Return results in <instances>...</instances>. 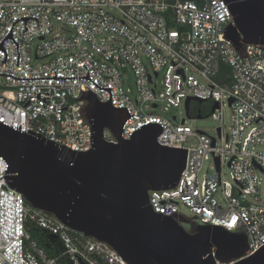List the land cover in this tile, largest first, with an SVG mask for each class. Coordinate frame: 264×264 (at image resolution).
I'll return each mask as SVG.
<instances>
[{"label": "built area", "instance_id": "obj_1", "mask_svg": "<svg viewBox=\"0 0 264 264\" xmlns=\"http://www.w3.org/2000/svg\"><path fill=\"white\" fill-rule=\"evenodd\" d=\"M232 24L224 0H0V44L13 25L18 43L17 50L12 39L4 41L7 60L0 50V74L82 78L89 70L96 85L112 88L113 107L134 116L123 127V139L157 123L163 126L160 145L188 150L178 184L149 191L154 213L244 233L249 257L264 248V152L257 150L264 147V45L244 44L246 53H238L225 38ZM96 85L87 79L0 75V121L86 152L92 149V128L82 114V97L91 92L100 103L110 100ZM206 103L221 121L214 136L188 124L204 118ZM226 106L232 109L230 127L223 119ZM104 139L118 143L109 129ZM6 167L0 158V264H58L36 243L27 247V219L57 237L62 256L72 263L90 254L96 264H126L107 243L29 209L4 179Z\"/></svg>", "mask_w": 264, "mask_h": 264}, {"label": "water", "instance_id": "obj_2", "mask_svg": "<svg viewBox=\"0 0 264 264\" xmlns=\"http://www.w3.org/2000/svg\"><path fill=\"white\" fill-rule=\"evenodd\" d=\"M224 1L233 15L225 38L238 53H246L244 44L264 45V0ZM29 19L38 22L36 18L18 21ZM13 27L5 40L12 39L18 50ZM4 41L0 50L6 53L5 64ZM19 58L18 51L17 66ZM0 75L16 80L87 79L96 85L89 70L82 78H58L56 72L54 78ZM96 86L108 91L110 100L100 103L91 92L82 97L86 101L82 114L92 128V149L86 152L0 121V158L7 164L4 179L9 187L22 194L32 209L52 214L73 231L107 243L126 264H264V248L245 257L249 245L244 233L184 221L191 225L186 230L172 217L154 213L149 191L178 184L188 150L160 145L157 138L163 126L157 123H148L129 140L123 139V127L134 116L125 107H113L112 88ZM105 129L118 143L104 139Z\"/></svg>", "mask_w": 264, "mask_h": 264}, {"label": "rangeland", "instance_id": "obj_3", "mask_svg": "<svg viewBox=\"0 0 264 264\" xmlns=\"http://www.w3.org/2000/svg\"><path fill=\"white\" fill-rule=\"evenodd\" d=\"M203 117L202 119H195L193 122H188V124L194 129V130H202L204 131L207 135L210 136H214L215 134V129L221 125V121H216L212 118V104L211 103H206L203 107ZM223 119H224V124L227 127H230L231 123H232V109L229 106H226L223 109ZM257 150L264 152V147H257ZM211 163L207 162L205 163L201 176H204L205 174H207L209 167H210ZM226 173V179L228 181H231V171L230 169H226L225 170ZM183 210V214H186L188 216H190V213L188 210L186 209H182ZM182 226L186 229V230H190L191 225L188 223H183ZM89 264V263H95V259L93 256H91L90 254H87L86 259H79L74 261L73 263L70 260H67L66 262H60L58 259V264Z\"/></svg>", "mask_w": 264, "mask_h": 264}, {"label": "trees", "instance_id": "obj_4", "mask_svg": "<svg viewBox=\"0 0 264 264\" xmlns=\"http://www.w3.org/2000/svg\"><path fill=\"white\" fill-rule=\"evenodd\" d=\"M26 206L31 209V207L27 204ZM26 232L28 235V240L26 241L27 247H30L31 243H36L38 246L42 247L50 259H59V261L66 262L68 259L65 256H62L63 247L59 239L52 234L46 232L42 228H40L36 222L27 219L26 221ZM94 259H97L93 256ZM103 264L102 261H100ZM86 264V263H85Z\"/></svg>", "mask_w": 264, "mask_h": 264}]
</instances>
